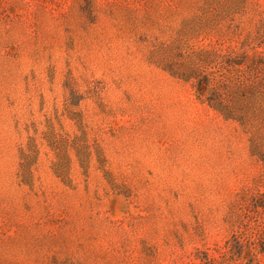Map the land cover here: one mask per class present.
Returning a JSON list of instances; mask_svg holds the SVG:
<instances>
[{"label":"rangeland","instance_id":"obj_1","mask_svg":"<svg viewBox=\"0 0 264 264\" xmlns=\"http://www.w3.org/2000/svg\"><path fill=\"white\" fill-rule=\"evenodd\" d=\"M0 264H264V0H0Z\"/></svg>","mask_w":264,"mask_h":264}]
</instances>
